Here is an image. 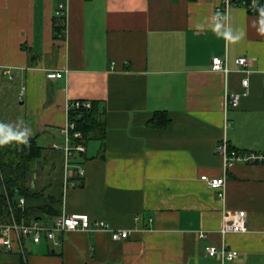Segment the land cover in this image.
Here are the masks:
<instances>
[{
	"label": "crops",
	"instance_id": "obj_1",
	"mask_svg": "<svg viewBox=\"0 0 264 264\" xmlns=\"http://www.w3.org/2000/svg\"><path fill=\"white\" fill-rule=\"evenodd\" d=\"M60 3L67 20L56 16ZM222 4L0 0V122L16 127L22 118L48 156L33 181L42 195L29 204L53 196L58 213L43 222L86 214L132 232L122 241L110 232H62L61 246L28 240L25 258L0 251V264H264V164L225 168L219 150L226 140L230 151L264 154V35L260 14L238 4L214 21ZM216 22L243 38L226 42ZM240 57L249 68L236 64ZM215 58L226 72L213 69ZM50 72L63 78L50 80ZM227 93L242 96L237 108L226 110ZM74 101L95 104L103 130L77 157L84 179L65 189V155L52 145L64 143L59 130ZM162 112L171 125L152 127ZM203 176L226 177L224 200ZM241 211L248 231L223 236V222ZM210 246L238 257H211Z\"/></svg>",
	"mask_w": 264,
	"mask_h": 264
},
{
	"label": "built area",
	"instance_id": "obj_2",
	"mask_svg": "<svg viewBox=\"0 0 264 264\" xmlns=\"http://www.w3.org/2000/svg\"><path fill=\"white\" fill-rule=\"evenodd\" d=\"M233 4H238L245 7L250 13L257 12L264 8V0H223L222 6L218 8L221 14L219 19H224L227 16L229 8ZM56 16L63 20L68 19V6L66 3H60L56 11ZM236 64L241 68H249L250 62L248 58L240 57L236 60ZM226 63L220 59L213 60V69L216 71H227ZM48 79L55 80L63 78L62 72H50L47 74ZM264 80V77H263ZM244 94H247L249 88V80L243 81ZM241 95L226 94V110L237 108L240 105ZM93 103L89 101H74L68 106L67 110V124L59 130L60 135L64 138L62 145L54 143L52 150L61 151L65 155L64 167V181L65 189L69 187H76L85 177V171L76 163L77 157L86 153V143L84 135L77 132V125L71 120L70 114L73 111L83 110L91 111ZM224 156L225 168H228L237 163L245 164H264V154H240L236 151H230L227 141L219 148ZM204 181L211 189L218 192L220 199L226 198V177L209 178L203 176ZM80 180V181H79ZM8 210L5 219L0 223V251L3 252H21L25 256V244L28 240L39 244L43 239H47L55 246H61V242L57 240V234L62 232L74 231H96V232H110L114 241H122L131 237V231H113L109 224L100 221H92L89 215L86 214H65L63 216L52 218L50 222H43L40 219L26 222L24 219H18L15 206L8 199ZM21 211L25 210L26 200L20 198L16 205ZM140 221V217L136 218ZM248 231L247 214L244 211L237 212L230 220H225L221 228V234L227 236L229 234L246 233ZM201 238H206L205 233L200 234ZM207 253L211 257H216L219 253L223 260H234L238 257V253L228 251L225 247L222 251L215 246L207 248ZM26 263V260H25Z\"/></svg>",
	"mask_w": 264,
	"mask_h": 264
},
{
	"label": "trees",
	"instance_id": "obj_3",
	"mask_svg": "<svg viewBox=\"0 0 264 264\" xmlns=\"http://www.w3.org/2000/svg\"><path fill=\"white\" fill-rule=\"evenodd\" d=\"M257 13L260 14V9ZM101 117L102 114L95 104L91 111L78 110L70 114L71 120L77 125V132H81L84 135L85 143L89 140L91 133L103 130ZM150 125L155 128L165 129L171 125V121L167 118V114L162 112L155 115ZM47 157L46 150L44 151L34 139H29L28 145L12 142L8 145L0 146V223L6 217L8 199L15 206L18 219L28 218V221H31L46 215L54 216L58 213L57 207L54 205L56 203L54 202L55 197L53 196H50L47 205L31 206L29 204L30 201L42 195V191L38 192L39 190L33 188V181L36 171L41 170ZM61 191L63 194V189ZM19 197H23L26 200V209L24 211L16 207Z\"/></svg>",
	"mask_w": 264,
	"mask_h": 264
},
{
	"label": "clouds",
	"instance_id": "obj_4",
	"mask_svg": "<svg viewBox=\"0 0 264 264\" xmlns=\"http://www.w3.org/2000/svg\"><path fill=\"white\" fill-rule=\"evenodd\" d=\"M221 17V14L217 13L215 17H213L214 21H218ZM260 17H261V27L258 32L261 35H264V8L260 9ZM225 19H228V16H224ZM213 31L217 36L225 39L226 42L229 43H237L239 40L243 38L244 33L240 32L239 34L234 35L233 31L228 28L225 29L222 24L219 22L214 23ZM24 125L25 127L22 129L20 126ZM32 135L31 128L25 123V121L20 118L16 122V127H13L12 123H2L0 122V146L8 145L12 142H16L20 145H28L29 137Z\"/></svg>",
	"mask_w": 264,
	"mask_h": 264
},
{
	"label": "rangeland",
	"instance_id": "obj_5",
	"mask_svg": "<svg viewBox=\"0 0 264 264\" xmlns=\"http://www.w3.org/2000/svg\"><path fill=\"white\" fill-rule=\"evenodd\" d=\"M20 198H22V197H19L18 199H20Z\"/></svg>",
	"mask_w": 264,
	"mask_h": 264
}]
</instances>
